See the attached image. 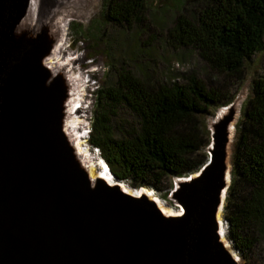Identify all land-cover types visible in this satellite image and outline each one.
<instances>
[{
  "label": "water",
  "instance_id": "95a60500",
  "mask_svg": "<svg viewBox=\"0 0 264 264\" xmlns=\"http://www.w3.org/2000/svg\"><path fill=\"white\" fill-rule=\"evenodd\" d=\"M23 18L0 7V264H238L217 221L230 187V123L213 132L206 165L176 190L179 217L164 218L118 186L92 185L58 127V96L33 73L38 53L16 42Z\"/></svg>",
  "mask_w": 264,
  "mask_h": 264
},
{
  "label": "trees",
  "instance_id": "16d2710c",
  "mask_svg": "<svg viewBox=\"0 0 264 264\" xmlns=\"http://www.w3.org/2000/svg\"><path fill=\"white\" fill-rule=\"evenodd\" d=\"M182 7L168 31L170 44L195 50L225 82L241 84L246 63L264 53V0H185ZM106 13L126 27L143 21L146 3L109 0ZM96 96L90 145L119 180L159 192H170L172 179L206 165L212 143L207 120L236 100L227 83L211 85L195 73L185 82L153 84L131 71ZM122 109L135 116V124L122 119ZM231 164L224 208L229 240L247 264H264V76L253 81Z\"/></svg>",
  "mask_w": 264,
  "mask_h": 264
},
{
  "label": "rangeland",
  "instance_id": "374dc122",
  "mask_svg": "<svg viewBox=\"0 0 264 264\" xmlns=\"http://www.w3.org/2000/svg\"><path fill=\"white\" fill-rule=\"evenodd\" d=\"M108 1L93 0L86 16L65 17L61 25V34L59 32L54 33V37L49 40L46 46H44L46 36L41 41L37 35H30V44L36 50L38 56H44L43 59L48 58L50 55H47L49 53L52 54L58 48L57 45L62 43V38L66 41L63 55H66L65 57L82 58V61L78 62V64H69V67L65 71H70L72 67H75L76 70L71 75L72 79L76 81L81 79L82 76L84 80L77 82V86H74L75 95L72 98L69 99V95L66 94L64 96L67 97V100H70V103L77 102L75 105L67 108L70 113L76 112L82 106L81 115H71L67 123L72 127V130H76L74 131L72 140H76L77 138L79 141L81 140L82 148L88 154L86 162L96 164L97 172L101 170L98 163H104V167L106 166V162L101 157L98 149L92 148L89 142L97 100L96 93L98 91L115 84L119 74L124 71H131L153 84L185 82L188 76L195 73L211 85L227 83V86L236 94V100L233 104L217 110L207 120L211 134L225 122L235 125L236 132L230 154L231 185V155L237 134V126L252 95L254 79L264 76V53L257 54L251 62L246 63L244 80L241 84L234 78L225 82L224 78L218 76L195 50H176L168 40V31L175 25L177 17L182 12V5L185 0H144L146 3V13L143 21L141 23H132L126 27H121L107 20ZM31 2H33L34 8L39 4L36 18L39 14L40 16L44 14L46 16H55L52 12L53 5L49 6L50 1L46 4L41 0H29L27 4L30 5ZM21 4L25 5V0L24 3L21 0ZM14 5L15 0H0V7L9 9L11 14L15 13L18 15L21 11L23 12V9L18 10ZM193 5H190L189 9H193ZM40 8L43 13H39ZM46 20V23H50L54 22L55 19ZM49 29L47 28V30ZM53 31L50 29V32ZM40 32L42 31L40 30ZM41 72L39 73V78L43 82L45 89L56 93L59 97L60 93L57 94V86L60 85L61 77L54 78L50 83V81L46 80L49 72L48 74H43L46 73L44 69ZM58 100L59 98L57 99V106L62 102V100ZM62 115V112H58V127L61 126ZM121 117L123 120L132 122L133 124L136 122L135 116L126 109L121 110ZM69 150L73 155L75 149L70 148ZM107 169L103 168L105 171ZM185 178L172 179L168 183L173 187L170 192H159L156 189L147 187L146 189L154 191L165 206L179 212L182 206L176 200L175 192L180 189L183 184L181 180ZM224 208L223 221L228 244L231 245L238 259L243 264H247L243 255L237 250L234 243L229 240L228 223L225 219Z\"/></svg>",
  "mask_w": 264,
  "mask_h": 264
},
{
  "label": "bare ground",
  "instance_id": "6f19581e",
  "mask_svg": "<svg viewBox=\"0 0 264 264\" xmlns=\"http://www.w3.org/2000/svg\"><path fill=\"white\" fill-rule=\"evenodd\" d=\"M44 1L46 4L49 2V6L53 7V14L55 16H46L45 14L41 17L40 14L36 18L37 7H39V4L36 8H34L33 2L28 5L27 3L29 0H25V5L21 4V0H15V7L16 9H23L24 18L23 22L18 25V27L15 30L14 36L16 39V42L23 47H27L30 45V35L33 34L34 36L37 35L41 41L44 40V46H46L49 43V40H51L54 37V33L61 32V25L62 21L65 17H83L88 14V11L92 5L93 0H41ZM24 3V0H23ZM26 6V8H24ZM30 6V7H29ZM45 6V5H44ZM42 6V7H44ZM25 10V11H24ZM41 8L39 9V13L41 12ZM43 13V11L41 12ZM45 19V20H44ZM46 19H52L54 22L46 23ZM35 22V24H34ZM47 28H50L51 30H54L53 32H50V29L47 30ZM40 30L42 32H40ZM50 33H49V32ZM49 33V34H48ZM61 34V33H60ZM62 43L57 45V49L52 54H48V58H44V56H38L33 63V73L35 76H40V72L42 69L46 71V73L43 74H49L47 75V81L52 82L54 78H60V85L57 86V94L59 95V100L62 102L58 104L57 110L59 113H63L62 119L60 121V131L65 139V143L67 147L75 149L73 156L74 162L79 166V169L84 171L87 174V177L92 185L98 184L99 181H104L108 186L120 187L124 193L131 195V196H143L147 197L150 201L155 203L160 210L161 214L164 218H176L183 214L184 209L183 207L180 209L179 212L174 211L173 209L165 206V204L162 203V201L156 196L155 192L142 188L137 193L130 189V187L126 186L125 184L119 183L114 177H112L108 172L109 169L107 167H104V163H98V166L100 167V171H96L97 165L92 162H86L87 160V152L82 148L81 140L79 141L78 138L76 140H72V137H74V131L72 130V127L67 123L68 119L71 118V115H81V109L82 106L73 113H70V111L67 109L71 105H75L77 102L70 103V100H67L64 96V94L69 95V99L72 98L75 93L74 86H77V82H82L84 78L81 76V79L73 80L71 75L72 72L76 70L75 67H72L70 71L65 69L69 67V64L75 65L78 64V62L82 61L81 57L73 58L71 57H65L63 54L65 52V40L62 38ZM40 42V41H39ZM48 66V67H47ZM42 73V72H41ZM56 91V90H55ZM65 91V92H64ZM79 104V103H78ZM75 124V123H74ZM73 126V125H72ZM236 132V128L234 124L230 125V128L228 129V146H227V155H226V172H225V181L226 186L229 185L231 181V165H230V154H231V147L234 140V135ZM103 168L107 169V171L103 170ZM194 176L193 178H195ZM183 183L184 180H181ZM227 187L225 189V192L222 196V203L220 205V208L217 213V221L219 226V235H220V241L224 245V247L229 251V253L233 256V258L238 262V264H243L241 260L238 259L237 255H235V252L233 251L230 244H228L227 237H226V231H225V224L223 221V203L226 200L227 197Z\"/></svg>",
  "mask_w": 264,
  "mask_h": 264
}]
</instances>
